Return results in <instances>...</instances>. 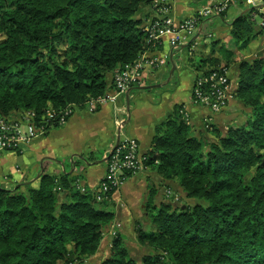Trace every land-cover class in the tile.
I'll return each instance as SVG.
<instances>
[{
  "label": "trees",
  "instance_id": "16d2710c",
  "mask_svg": "<svg viewBox=\"0 0 264 264\" xmlns=\"http://www.w3.org/2000/svg\"><path fill=\"white\" fill-rule=\"evenodd\" d=\"M156 1L0 0V114L32 111L41 122L50 110H88L115 88L110 74L161 48L138 16L145 7L155 12ZM210 1L193 0L200 9ZM256 17L263 15L251 7L233 21L237 52L213 41L190 60L195 80L238 66L233 97L248 109L245 123L208 124L196 135L185 106L176 105L155 129L146 168L195 203L175 207L171 190V202H158L149 184L135 232L151 254L137 261L121 233L110 236L116 217L108 208L118 188L99 200L100 188L83 192L78 177L45 168L35 188L0 186V264H84L107 235L111 254L101 264H264V54L237 64L264 37Z\"/></svg>",
  "mask_w": 264,
  "mask_h": 264
},
{
  "label": "crops",
  "instance_id": "0c3cea01",
  "mask_svg": "<svg viewBox=\"0 0 264 264\" xmlns=\"http://www.w3.org/2000/svg\"><path fill=\"white\" fill-rule=\"evenodd\" d=\"M255 4L254 8H259L260 14L263 15L262 22L264 0H255ZM201 6L195 5L193 0H175L172 2V14L179 20L191 18ZM250 8L240 3L231 7L223 18L214 16L205 19L189 42L178 48H172L167 37L160 49L148 51L144 55L159 57L164 61L163 67L149 71L140 84L131 87L116 103L101 106L94 113L76 109L65 125L53 128L46 135L36 138L22 153L6 152L0 155V186L12 189L18 185L32 184L35 188L46 168L50 175L72 174L79 178V184L86 190L95 191L105 179L108 155L118 141L127 137L135 138L139 142L141 153L145 155L150 150L156 127L167 120L176 105L185 106L196 135L205 133V120L220 129L237 123L241 118L242 104L235 98L222 113L212 114L208 109L192 103L196 73L195 75L192 73L187 97L185 89H182L181 79L176 82L174 79L177 73L189 74L190 70L186 63L187 58L193 56L194 46L196 47L194 55L209 51L204 45L207 36L219 42V47L226 46L230 49L229 45L233 41L232 23L245 15ZM154 17H157V13L152 7H145L139 13V18L146 22ZM257 19L256 17V21ZM255 42L252 48L256 46ZM260 43L261 46L264 45V37ZM173 65L176 69L172 74ZM192 65L190 63L189 67ZM229 70L233 73L232 69ZM107 80L111 84L113 75L110 74ZM168 84L167 88H163ZM232 84L235 91V82ZM171 85L173 86L170 87ZM113 91L111 86L110 92ZM91 154L93 160H85ZM79 161L83 163L76 165ZM161 180L163 179L150 168H145L127 179L111 199L116 217L114 224H120L122 231L130 229L134 231L136 223L143 219L140 218V210L143 208L141 201L147 195L149 184L155 182L158 188V182ZM158 191L159 196L160 188ZM111 241L109 235L105 236L98 253L89 261H102L101 257L111 246Z\"/></svg>",
  "mask_w": 264,
  "mask_h": 264
},
{
  "label": "built area",
  "instance_id": "2783aa9c",
  "mask_svg": "<svg viewBox=\"0 0 264 264\" xmlns=\"http://www.w3.org/2000/svg\"><path fill=\"white\" fill-rule=\"evenodd\" d=\"M174 1H156L153 8L157 13V17L148 20L144 26V31L150 42L161 46L168 37L171 47L178 48L182 44H187L195 35L199 20L220 16L240 3H244L249 7L256 6L255 0H211L207 6L200 9L193 17L179 20L172 14V2ZM260 25L264 26V20ZM144 55L135 63L126 65L123 69L114 72V91H109L98 99L91 100L89 102V112L94 113L97 106L101 107L109 103H116L119 97L126 94L131 87L140 84L149 71L152 72L163 67L164 61L159 57ZM233 94L234 90L229 70L222 69L195 80L192 90V103L207 107L213 114H218L229 106L230 101L234 99ZM75 111L76 109L73 108H69L63 113L50 110L47 112V118H44L41 122L38 121L36 113L32 111L9 117L0 114V155L6 152L22 153L36 138L46 135L56 126L65 125ZM183 114L190 123V118L185 109ZM206 127L208 128L209 125ZM146 159V156L141 153L138 140L128 137L119 140L118 145L108 155L107 172L99 187L102 193L98 199L103 200V196H106L113 189H119L127 180L125 178L127 174L135 175L145 170ZM80 187L84 192V187L81 184ZM167 193L171 194V191L169 190ZM176 199H178V196ZM117 227H120V225H117ZM112 234L116 235L114 231Z\"/></svg>",
  "mask_w": 264,
  "mask_h": 264
},
{
  "label": "rangeland",
  "instance_id": "374dc122",
  "mask_svg": "<svg viewBox=\"0 0 264 264\" xmlns=\"http://www.w3.org/2000/svg\"><path fill=\"white\" fill-rule=\"evenodd\" d=\"M139 16V15H138ZM257 23L259 24L261 22V18L257 17ZM208 31V30H206ZM210 32V30H209ZM214 32V31H213ZM261 39H258L255 43H256V46L252 48V44L251 45V51L249 52V54H239L238 55V59H237V64L243 60V59H247V60H251L252 58H255L256 56H260V55H263L264 53L262 51H264V45L261 46ZM213 41H215V39H213L212 37H209L207 36L205 38V42L204 44H211ZM229 44V43H228ZM258 44V45H257ZM195 47V46H194ZM192 49V51L196 52V47ZM230 47V50L232 51H235L237 50V47H235V44H234V41L231 42V44L229 45ZM187 54V52H186ZM185 54V56H186ZM191 57L190 58H187V63H186V67L189 68L190 72L189 74H185V73H182V75H180V73H177V75L175 76V79H174V82H176V80H179L181 79V82H182V89H185V97H187V94L188 92L187 91H190L189 88H190V84H191V81H192V73L195 75V71L194 69H192V67H189L190 63H191ZM198 60V59H197ZM196 60V61H197ZM238 66L236 65V67H232V72L233 73H230V70H229V73H230V77H231V81L232 83L235 82L236 84V79H237V72H238ZM174 85V83H173ZM173 85H171L170 87H172ZM168 85L164 86L163 88H167ZM194 86V85H193ZM231 102V101H230ZM230 104V103H229ZM195 105V104H194ZM197 106V105H196ZM200 107H203V108H206L210 111L209 108L207 107H204V106H200ZM228 108V107H227ZM242 109V112H240V116L241 118L238 119L237 123H235V125H242L245 123L246 121V117H245V114L248 112V109L245 108L243 105L241 107ZM78 110V109H77ZM226 110V109H225ZM211 112V111H210ZM212 113V112H211ZM188 114V112H187ZM213 114V113H212ZM220 114V113H219ZM189 116V114H188ZM190 118V116H189ZM210 122H208V120H205V127L209 124ZM69 163V162H68ZM157 183V182H156ZM151 184L155 185V182H152ZM158 188H160V195L158 196V202H162L163 200L167 201V202H171L170 199L166 198V192L171 190L173 192H176V194L178 195V199L172 201V204L175 206V207H178V206H181L182 204L188 202L190 204H194L195 201H187V199H185V195H183L181 192H180V189H179V186L176 184V183H169L167 181H164V180H161L160 182H158ZM146 197V196H145ZM145 197L144 199H142L141 201V204L143 205V208H141V219L144 218V214H145V207H144V204H145ZM108 210H114L113 207L111 208H108ZM117 225H120V224H117L116 223V226L114 224L113 226V229H111V233H110V236H112V232L114 231V234L115 233H121L122 236H123V239H124V242L126 244V247L128 248V251L130 253V255L137 261H141L142 258L144 256H147L149 254H151L152 252H150L148 248H144V247H141L139 246L138 242H137V235H136V232H135V229L134 231H132L131 229L129 231H122V226L121 227H117ZM147 232L150 231L149 229L146 230ZM111 254V247H108L107 251L105 252L104 255H102L101 258L106 259L108 256H110ZM102 260V261H103ZM102 261H97V262H94V261H87V262H84V264H101Z\"/></svg>",
  "mask_w": 264,
  "mask_h": 264
},
{
  "label": "water",
  "instance_id": "95a60500",
  "mask_svg": "<svg viewBox=\"0 0 264 264\" xmlns=\"http://www.w3.org/2000/svg\"><path fill=\"white\" fill-rule=\"evenodd\" d=\"M175 69H176V66L173 65L172 74L175 72ZM118 143H119V141H118ZM118 143H117V145H118ZM117 145H116V146H117Z\"/></svg>",
  "mask_w": 264,
  "mask_h": 264
}]
</instances>
